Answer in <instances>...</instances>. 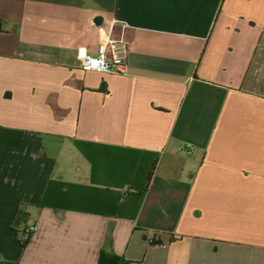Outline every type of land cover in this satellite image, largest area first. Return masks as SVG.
Wrapping results in <instances>:
<instances>
[{"label":"crops","instance_id":"crops-1","mask_svg":"<svg viewBox=\"0 0 264 264\" xmlns=\"http://www.w3.org/2000/svg\"><path fill=\"white\" fill-rule=\"evenodd\" d=\"M100 252L264 264V0H0V264Z\"/></svg>","mask_w":264,"mask_h":264},{"label":"built area","instance_id":"built-area-1","mask_svg":"<svg viewBox=\"0 0 264 264\" xmlns=\"http://www.w3.org/2000/svg\"><path fill=\"white\" fill-rule=\"evenodd\" d=\"M113 25H117V36L111 37ZM125 23L117 20L112 21L110 33L98 47L96 55H90L84 46L78 47L75 52L76 59L79 61V67L84 71H93L97 73L112 74L119 71L125 62L127 54V41ZM31 232L32 228L26 229Z\"/></svg>","mask_w":264,"mask_h":264},{"label":"trees","instance_id":"trees-1","mask_svg":"<svg viewBox=\"0 0 264 264\" xmlns=\"http://www.w3.org/2000/svg\"><path fill=\"white\" fill-rule=\"evenodd\" d=\"M152 171L153 168L148 174V180L150 179ZM25 217L26 213L22 209H18L9 229L10 234L18 239L21 249H24L28 245L32 236V232H27L26 228L19 227ZM98 264H128V261L113 254L100 252L98 256Z\"/></svg>","mask_w":264,"mask_h":264}]
</instances>
